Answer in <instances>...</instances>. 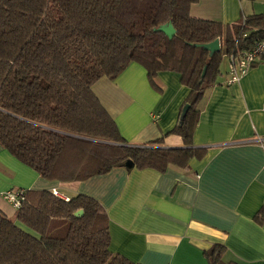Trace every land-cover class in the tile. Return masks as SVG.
Listing matches in <instances>:
<instances>
[{
    "label": "trees",
    "instance_id": "1",
    "mask_svg": "<svg viewBox=\"0 0 264 264\" xmlns=\"http://www.w3.org/2000/svg\"><path fill=\"white\" fill-rule=\"evenodd\" d=\"M197 1L0 0L1 145L62 182L108 173L126 158L136 168L165 170L204 157L193 142L198 104L224 53L264 38V13L233 23L206 20L190 14ZM169 20L172 38L155 30ZM216 38L221 49L213 55L194 45ZM131 62L146 68L158 91L160 71L181 74L190 92L171 132L184 147H164L162 138L129 143L94 93L98 79L115 78ZM24 197L15 220L0 211V264H140L110 249L109 216L96 198L67 200L49 189H25ZM223 250L214 244L204 253L210 264H237L225 262Z\"/></svg>",
    "mask_w": 264,
    "mask_h": 264
},
{
    "label": "crops",
    "instance_id": "2",
    "mask_svg": "<svg viewBox=\"0 0 264 264\" xmlns=\"http://www.w3.org/2000/svg\"><path fill=\"white\" fill-rule=\"evenodd\" d=\"M264 13V0H198L193 17L233 23ZM226 58L228 64L221 66ZM198 104L193 142L205 148L188 167L170 164L62 182L42 177L0 143V211L16 219L8 189L57 190L96 198L109 216L110 249L140 264H210L204 251L224 246L222 259L264 264V55L238 81L229 83V56ZM131 62L118 76L98 79L92 89L132 144L162 138L164 147H184L176 126L190 89L176 71L157 75ZM17 221V220H16Z\"/></svg>",
    "mask_w": 264,
    "mask_h": 264
},
{
    "label": "built area",
    "instance_id": "3",
    "mask_svg": "<svg viewBox=\"0 0 264 264\" xmlns=\"http://www.w3.org/2000/svg\"><path fill=\"white\" fill-rule=\"evenodd\" d=\"M229 56V83L238 82L249 70L256 64L260 58L264 55V38L257 40L253 47L249 50H231L227 52ZM25 189H8L2 192L5 199L10 201L16 208L21 206L22 200H24ZM54 193L69 199V197L63 196L59 191L54 190Z\"/></svg>",
    "mask_w": 264,
    "mask_h": 264
},
{
    "label": "water",
    "instance_id": "4",
    "mask_svg": "<svg viewBox=\"0 0 264 264\" xmlns=\"http://www.w3.org/2000/svg\"><path fill=\"white\" fill-rule=\"evenodd\" d=\"M155 30L166 33L168 37L170 38H172L176 32V29L171 20H169L165 24H162L156 27ZM194 45L208 50L210 55H213L214 53H216L217 51L221 49L219 38H216L210 42H202V43L197 42V43H194ZM206 70H207V66L203 68L202 77L205 76ZM188 108H189V104H186L183 108V112H185ZM118 166H124L128 170H132L135 166V163L131 158H126L125 160L121 161ZM82 213H83V210H78L76 214H82Z\"/></svg>",
    "mask_w": 264,
    "mask_h": 264
},
{
    "label": "rangeland",
    "instance_id": "5",
    "mask_svg": "<svg viewBox=\"0 0 264 264\" xmlns=\"http://www.w3.org/2000/svg\"><path fill=\"white\" fill-rule=\"evenodd\" d=\"M227 64H228V61H227L226 58H224L223 61H222L221 66H222L223 68H225V67L227 66ZM122 167H124V166H122ZM125 168H126V167H125Z\"/></svg>",
    "mask_w": 264,
    "mask_h": 264
}]
</instances>
